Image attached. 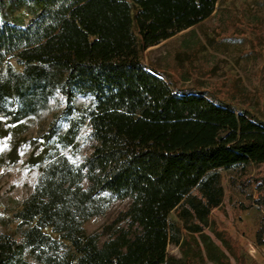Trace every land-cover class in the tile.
Segmentation results:
<instances>
[{
	"label": "trees",
	"instance_id": "obj_1",
	"mask_svg": "<svg viewBox=\"0 0 264 264\" xmlns=\"http://www.w3.org/2000/svg\"><path fill=\"white\" fill-rule=\"evenodd\" d=\"M218 1L0 0V110L19 123L55 95L65 103L30 160L42 167L15 214L22 239L0 230V264H194L195 234L211 260L225 263L203 227L224 199L221 169L264 165V120L177 88L141 58L210 17ZM79 97L90 103L78 106ZM87 124L95 144L75 161L65 150ZM254 181L252 203L264 207V176ZM127 198L128 228L103 243L87 232L88 219ZM257 240L264 244V226Z\"/></svg>",
	"mask_w": 264,
	"mask_h": 264
},
{
	"label": "rangeland",
	"instance_id": "obj_2",
	"mask_svg": "<svg viewBox=\"0 0 264 264\" xmlns=\"http://www.w3.org/2000/svg\"><path fill=\"white\" fill-rule=\"evenodd\" d=\"M22 16L25 22L29 19L26 12ZM141 58L177 88L205 91L237 107H248L264 120V0H219L210 17L149 47ZM90 100L79 97L76 104L85 106ZM64 107L55 95L47 109L19 123H11V117L0 110V230H17L18 240L23 227L18 226L15 214L33 193L41 174L42 164L30 160L46 147L44 135ZM90 130L85 125L76 147L65 150L73 160L80 161L92 152L95 141ZM221 172L224 199L213 209L203 232L224 252L225 263L211 260L203 238L195 234L191 236L199 241L201 256L194 264H264V244L257 240V231L264 226V207L252 203L258 195L254 180L264 176V165ZM130 203L128 198L115 200L85 222L87 232L100 233L103 243L118 226L128 228L129 221L121 218ZM182 232L184 237L186 231ZM167 250L175 258L183 257L174 243Z\"/></svg>",
	"mask_w": 264,
	"mask_h": 264
}]
</instances>
